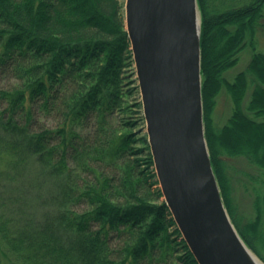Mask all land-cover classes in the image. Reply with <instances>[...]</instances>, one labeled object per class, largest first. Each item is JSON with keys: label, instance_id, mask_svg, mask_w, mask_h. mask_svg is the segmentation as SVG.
<instances>
[{"label": "trees", "instance_id": "16d2710c", "mask_svg": "<svg viewBox=\"0 0 264 264\" xmlns=\"http://www.w3.org/2000/svg\"><path fill=\"white\" fill-rule=\"evenodd\" d=\"M219 1L198 0L205 137L223 203L264 263L255 250L264 245V191L240 223L225 163L242 158L264 175V52H255L264 0L229 9ZM121 7L0 0V264H198L161 200L146 135L128 116L141 104L128 103L138 87ZM246 46L247 68L227 81ZM222 88L233 110L216 129Z\"/></svg>", "mask_w": 264, "mask_h": 264}, {"label": "water", "instance_id": "95a60500", "mask_svg": "<svg viewBox=\"0 0 264 264\" xmlns=\"http://www.w3.org/2000/svg\"><path fill=\"white\" fill-rule=\"evenodd\" d=\"M198 0H125L155 174L198 264H264L224 206L205 137Z\"/></svg>", "mask_w": 264, "mask_h": 264}, {"label": "rangeland", "instance_id": "374dc122", "mask_svg": "<svg viewBox=\"0 0 264 264\" xmlns=\"http://www.w3.org/2000/svg\"><path fill=\"white\" fill-rule=\"evenodd\" d=\"M124 1L125 0H118L121 7V13L123 14L124 18ZM253 0H221L218 3L220 4V8L229 9L244 6L246 4L251 3ZM262 13L264 15V6L262 8ZM255 42H256V51L255 52H264V17L259 21V27L257 28L256 35H255ZM252 50L250 47L246 46L242 49L238 54V62L237 64L228 69L223 73V77L232 82L234 77L241 71H244L247 68L248 62L252 55ZM136 79L135 75L133 77ZM136 82V81H135ZM137 84V82H136ZM134 85V84H133ZM131 85V86H133ZM252 91V86L249 85L245 97L242 102V106L245 108L248 105V100L250 99V93ZM130 100V104L140 102V93L138 90L132 95ZM233 110V102L226 91L225 88H222L220 93L215 98V106L211 114L213 126L216 129H220L230 118L231 113ZM246 111V110H245ZM129 111L130 114L128 116H132L134 119H137L138 126L135 127V131L139 132L140 135H144L146 133L145 130V121L141 120L140 117L142 116V109L136 108ZM136 112V113H135ZM250 116L252 114L248 113ZM140 118V119H139ZM226 166H227V173L230 177V199L233 208V214L235 218H237L240 223L246 222L251 220L254 217L253 211V201L257 194L264 191V175H260V171L252 165H249L246 161L242 158H226ZM257 176L255 181H250L248 175ZM157 187V186H153ZM159 188V187H158ZM258 189V191H257ZM260 189V190H259ZM163 200V197L161 198ZM256 245L259 248L255 247L256 252L263 254L264 252V245L261 242H256ZM257 248V249H256Z\"/></svg>", "mask_w": 264, "mask_h": 264}]
</instances>
